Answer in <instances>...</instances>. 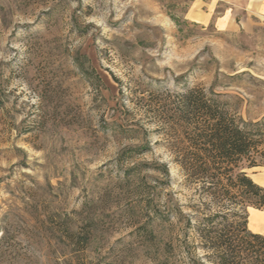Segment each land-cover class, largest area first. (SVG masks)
I'll return each mask as SVG.
<instances>
[{
  "label": "rangeland",
  "instance_id": "obj_1",
  "mask_svg": "<svg viewBox=\"0 0 264 264\" xmlns=\"http://www.w3.org/2000/svg\"><path fill=\"white\" fill-rule=\"evenodd\" d=\"M193 4L0 0V264H211L169 111L200 86L264 123V13Z\"/></svg>",
  "mask_w": 264,
  "mask_h": 264
},
{
  "label": "trees",
  "instance_id": "obj_2",
  "mask_svg": "<svg viewBox=\"0 0 264 264\" xmlns=\"http://www.w3.org/2000/svg\"><path fill=\"white\" fill-rule=\"evenodd\" d=\"M175 96L171 154L185 182L214 208L198 220L200 247L211 252V264H264V236L247 226V208L264 209V187L244 170L262 165L264 123L243 120L230 100L204 87ZM88 237L78 239L86 245Z\"/></svg>",
  "mask_w": 264,
  "mask_h": 264
},
{
  "label": "crops",
  "instance_id": "obj_3",
  "mask_svg": "<svg viewBox=\"0 0 264 264\" xmlns=\"http://www.w3.org/2000/svg\"><path fill=\"white\" fill-rule=\"evenodd\" d=\"M218 6H224L228 10H233V12L235 11L233 14L228 15L229 21H234V16L237 15L238 11H245L249 14L264 13V0H194L192 7L200 10L202 8L210 10L216 9ZM200 16L203 17L202 19L205 18L202 13Z\"/></svg>",
  "mask_w": 264,
  "mask_h": 264
}]
</instances>
